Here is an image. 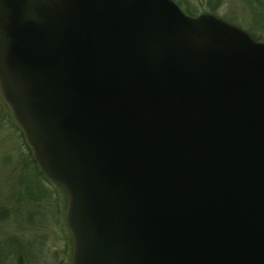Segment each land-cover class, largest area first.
Segmentation results:
<instances>
[{"label": "water", "instance_id": "95a60500", "mask_svg": "<svg viewBox=\"0 0 264 264\" xmlns=\"http://www.w3.org/2000/svg\"><path fill=\"white\" fill-rule=\"evenodd\" d=\"M0 101L70 264H264V42L173 0H0Z\"/></svg>", "mask_w": 264, "mask_h": 264}, {"label": "rangeland", "instance_id": "374dc122", "mask_svg": "<svg viewBox=\"0 0 264 264\" xmlns=\"http://www.w3.org/2000/svg\"><path fill=\"white\" fill-rule=\"evenodd\" d=\"M175 1L192 15L213 13L222 18L232 17L249 34L264 42V4L259 0ZM215 3L220 4L212 6ZM8 113L0 101V264H70L71 250L65 246L69 234L64 226V199L61 194H55L60 209L53 208L47 196L25 202L28 195L37 196L41 190L32 192L27 188L33 171L25 169L28 152ZM40 185L50 187L44 182ZM12 249L22 253L21 263L14 255H9V261L4 262L7 253L3 251Z\"/></svg>", "mask_w": 264, "mask_h": 264}, {"label": "trees", "instance_id": "16d2710c", "mask_svg": "<svg viewBox=\"0 0 264 264\" xmlns=\"http://www.w3.org/2000/svg\"><path fill=\"white\" fill-rule=\"evenodd\" d=\"M260 1V0H259ZM261 2V1H260ZM249 34V33H248ZM254 40L256 41H260L258 38H255L252 34H249ZM3 104V103H2ZM5 107V106H4ZM6 108V107H5ZM9 114V113H8ZM10 120H11V117H10ZM11 123L12 125L14 126V128L20 133L21 135V138L23 139L24 141V138H23V135L21 133V131L19 130L18 127H16L14 125V123L12 122L11 120ZM24 145H25V142H24ZM26 146V145H25ZM27 149V147H26ZM27 155H28V163L25 164V169L26 168H31L32 171H33V179L28 182V185H27V188L30 190V191H40L41 190V193L38 194L37 196H31V195H28V197H26L24 200L26 203H31L32 201H36L37 199H42V196L44 197H49V199L52 201V205L53 208L55 209H60V205H59V202H57L56 200V196L55 194H61L60 191H59V188L58 187H55L54 185H52L48 180L47 178L43 175V173L39 170V168L37 167V165L35 164L34 160L32 159L31 157V153L30 151L27 149ZM40 182H44L45 184H48L50 187H42L40 185ZM39 186V187H38ZM65 208V201H64V206H63V209ZM60 215H59V218L61 217V212H59ZM58 216V214H57ZM59 223H60V220L58 219ZM22 229L21 227H19V230ZM15 237V236H13ZM16 238V237H15ZM67 244L65 243V246L66 248L69 247L70 250H71V242H70V236L68 235V239H67ZM15 244L18 243V242H14ZM4 253H7L4 255L3 257V260L4 262H8L9 261V255L13 256L14 255V259L18 262V263H21L23 261V259L19 256V255H22V253H18V251H14V249H12L10 252L8 251H3V254ZM69 254V263H70V253ZM19 257H18V256ZM18 259V260H17ZM14 263V261L12 262Z\"/></svg>", "mask_w": 264, "mask_h": 264}, {"label": "flooded vegetation", "instance_id": "af4514ba", "mask_svg": "<svg viewBox=\"0 0 264 264\" xmlns=\"http://www.w3.org/2000/svg\"><path fill=\"white\" fill-rule=\"evenodd\" d=\"M180 8H181V6L175 1V0H173ZM261 1V3L262 4H264V1H262V0H260ZM219 4L220 3H215V4H212V6L213 5H217V6H219ZM264 6V5H263ZM181 10L184 12V13H186L187 15H189V16H192V17H197V16H199V15H202V14H210V15H213V16H215V17H217V18H219V19H221V20H223V21H225V22H227L228 24H231V25H233V26H236V27H238V28H240V29H242L243 27H242V25H240L239 23H237L236 21H234V19H231L232 17H229V19L228 18H222V17H219V16H217V15H215V14H213V13H201V14H198V15H192V12H186V11H184L182 8H181ZM191 13V14H190ZM242 27V28H241ZM242 30H244V28L242 29ZM245 32H247L246 30H244ZM248 33V32H247Z\"/></svg>", "mask_w": 264, "mask_h": 264}]
</instances>
